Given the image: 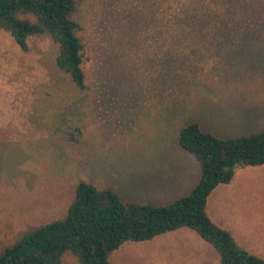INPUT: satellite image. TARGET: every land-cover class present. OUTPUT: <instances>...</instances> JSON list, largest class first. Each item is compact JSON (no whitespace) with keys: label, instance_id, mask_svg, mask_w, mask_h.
<instances>
[{"label":"rangeland","instance_id":"obj_1","mask_svg":"<svg viewBox=\"0 0 264 264\" xmlns=\"http://www.w3.org/2000/svg\"><path fill=\"white\" fill-rule=\"evenodd\" d=\"M206 16L231 30V83L206 75L216 68L206 61L212 50L190 47L187 36L212 30L204 27ZM73 18L85 43V91L56 66L50 36L29 37L23 50L0 30V251L63 218L79 180L140 203L187 194L200 172L178 141L190 121L221 137L264 126V0H78ZM215 92L231 95V113L196 100ZM227 118L231 133L216 125ZM28 166L37 174L29 177ZM206 211L241 248L264 259V164L235 167L231 181L208 196ZM62 262L79 264L68 251ZM109 262L218 258L194 231L179 228L125 241Z\"/></svg>","mask_w":264,"mask_h":264},{"label":"trees","instance_id":"obj_2","mask_svg":"<svg viewBox=\"0 0 264 264\" xmlns=\"http://www.w3.org/2000/svg\"><path fill=\"white\" fill-rule=\"evenodd\" d=\"M78 0H0V30L23 50L27 39L46 34L57 44L56 66L81 91L88 89L83 68L85 43L77 34L82 25L73 18ZM205 28L221 31L209 16ZM215 21V22H214ZM214 28V29H213ZM80 131L79 127H75ZM69 134V140L77 137ZM179 145L198 163L199 176L190 191L167 204L125 201L110 186L98 188L79 180L63 218L24 232L0 251V264H63L68 251L79 264H110L109 256L125 241H149L179 228L194 231L217 253L218 264H264L241 248L229 230L207 215V199L219 184H228L239 165L264 164V126L248 134L221 137L198 121L183 125Z\"/></svg>","mask_w":264,"mask_h":264},{"label":"crops","instance_id":"obj_3","mask_svg":"<svg viewBox=\"0 0 264 264\" xmlns=\"http://www.w3.org/2000/svg\"><path fill=\"white\" fill-rule=\"evenodd\" d=\"M197 33L198 34L194 36H187L194 40L198 38L202 39L196 41L195 44L193 43L194 40L190 41V47L195 49L203 48L205 50H212L211 52H208L210 54H207L208 56L206 58V61L216 64V68H213L212 71L210 73H206V75H211L210 78L218 77L223 80V82L231 83V30L198 31ZM198 85H200L199 82ZM210 94L208 96H197L196 100L201 104L210 105L211 108L218 111H226L227 113H231V95H223L222 93L218 92H215L213 95ZM220 117H222L224 121L225 116L221 115ZM217 121L218 123H216V125L225 124L229 127L227 131L231 133V123L228 121V118L226 122H223L221 119ZM28 172H30L28 173L29 177L37 174H35L36 170L34 169V167L28 166ZM36 181L38 180L36 179ZM92 183L94 184V182Z\"/></svg>","mask_w":264,"mask_h":264}]
</instances>
